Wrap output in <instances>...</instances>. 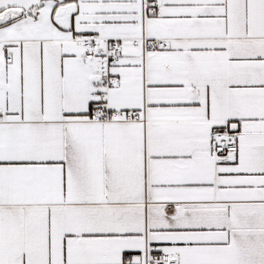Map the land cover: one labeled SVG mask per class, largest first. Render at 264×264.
Listing matches in <instances>:
<instances>
[{
    "label": "snow or ice",
    "instance_id": "6c2138e0",
    "mask_svg": "<svg viewBox=\"0 0 264 264\" xmlns=\"http://www.w3.org/2000/svg\"><path fill=\"white\" fill-rule=\"evenodd\" d=\"M0 264H264V0H0Z\"/></svg>",
    "mask_w": 264,
    "mask_h": 264
}]
</instances>
